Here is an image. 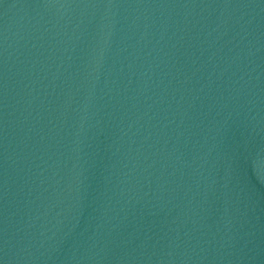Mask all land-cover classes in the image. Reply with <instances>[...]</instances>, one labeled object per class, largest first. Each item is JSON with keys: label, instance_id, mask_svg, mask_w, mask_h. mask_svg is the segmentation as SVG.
<instances>
[{"label": "water", "instance_id": "95a60500", "mask_svg": "<svg viewBox=\"0 0 264 264\" xmlns=\"http://www.w3.org/2000/svg\"><path fill=\"white\" fill-rule=\"evenodd\" d=\"M2 264H264V0H0Z\"/></svg>", "mask_w": 264, "mask_h": 264}, {"label": "snow or ice", "instance_id": "6c2138e0", "mask_svg": "<svg viewBox=\"0 0 264 264\" xmlns=\"http://www.w3.org/2000/svg\"><path fill=\"white\" fill-rule=\"evenodd\" d=\"M0 264H2V262H0Z\"/></svg>", "mask_w": 264, "mask_h": 264}]
</instances>
